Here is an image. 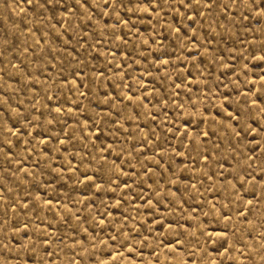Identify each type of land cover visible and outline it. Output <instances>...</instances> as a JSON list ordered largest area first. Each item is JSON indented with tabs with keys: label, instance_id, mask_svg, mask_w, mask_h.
I'll use <instances>...</instances> for the list:
<instances>
[{
	"label": "rangeland",
	"instance_id": "obj_1",
	"mask_svg": "<svg viewBox=\"0 0 264 264\" xmlns=\"http://www.w3.org/2000/svg\"><path fill=\"white\" fill-rule=\"evenodd\" d=\"M0 264H264V0H0Z\"/></svg>",
	"mask_w": 264,
	"mask_h": 264
}]
</instances>
